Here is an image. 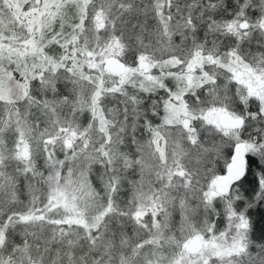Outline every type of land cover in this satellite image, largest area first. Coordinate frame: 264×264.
<instances>
[{"label": "snow or ice", "instance_id": "6c2138e0", "mask_svg": "<svg viewBox=\"0 0 264 264\" xmlns=\"http://www.w3.org/2000/svg\"><path fill=\"white\" fill-rule=\"evenodd\" d=\"M0 264H264V0H0Z\"/></svg>", "mask_w": 264, "mask_h": 264}]
</instances>
